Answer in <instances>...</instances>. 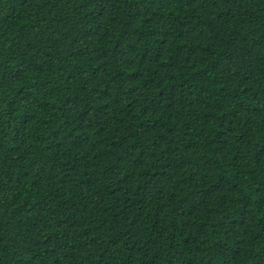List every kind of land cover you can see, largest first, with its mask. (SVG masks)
<instances>
[{
	"label": "trees",
	"instance_id": "16d2710c",
	"mask_svg": "<svg viewBox=\"0 0 264 264\" xmlns=\"http://www.w3.org/2000/svg\"><path fill=\"white\" fill-rule=\"evenodd\" d=\"M0 264H264V0H0Z\"/></svg>",
	"mask_w": 264,
	"mask_h": 264
}]
</instances>
